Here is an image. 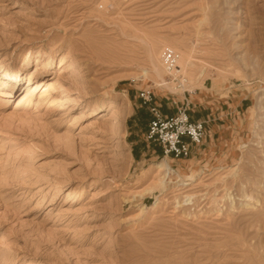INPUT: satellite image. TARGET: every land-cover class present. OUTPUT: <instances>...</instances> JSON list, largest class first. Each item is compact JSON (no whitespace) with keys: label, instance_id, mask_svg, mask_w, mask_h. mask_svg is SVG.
<instances>
[{"label":"rangeland","instance_id":"obj_1","mask_svg":"<svg viewBox=\"0 0 264 264\" xmlns=\"http://www.w3.org/2000/svg\"><path fill=\"white\" fill-rule=\"evenodd\" d=\"M146 89L168 116L241 102L177 161L144 140ZM0 242V264H264V0H0Z\"/></svg>","mask_w":264,"mask_h":264},{"label":"built area","instance_id":"obj_2","mask_svg":"<svg viewBox=\"0 0 264 264\" xmlns=\"http://www.w3.org/2000/svg\"><path fill=\"white\" fill-rule=\"evenodd\" d=\"M161 62L167 76L176 81V87L183 89L186 80L182 76H173L177 66V53L174 49L166 47L161 54ZM185 92V91H183ZM138 100L150 116L144 140L154 143L161 148L163 157H171L177 161L188 159L193 149L201 147L206 123L193 121L188 114V101L186 107L177 108L173 115H165L154 100L151 89L141 90ZM175 104V103H174Z\"/></svg>","mask_w":264,"mask_h":264},{"label":"crops","instance_id":"obj_3","mask_svg":"<svg viewBox=\"0 0 264 264\" xmlns=\"http://www.w3.org/2000/svg\"><path fill=\"white\" fill-rule=\"evenodd\" d=\"M208 99V100H207ZM202 102L199 101H189V103L193 104L192 107L190 108L189 105L187 106V109L192 112L190 118L193 121H203L206 123L205 125V133H204V138H203V142L201 147L205 144V142H207V140L210 141H215V139L213 138L214 135L216 134V116L218 118H221L223 116H225L227 118V115L229 114L226 106H230L229 103H237L236 107L238 106V104L241 101H237L236 99H220V97H214L212 96H208V97H202ZM166 103L163 102V105L161 106L162 110L165 111V106ZM225 107L224 111H222L221 113L219 112V108L220 107ZM223 109V108H222ZM232 112V111H231ZM212 144V143H211ZM201 147H199L198 149H193L192 150V154H199L198 152L200 151ZM211 148H213L212 146L208 147V150L210 151Z\"/></svg>","mask_w":264,"mask_h":264},{"label":"bare ground","instance_id":"obj_4","mask_svg":"<svg viewBox=\"0 0 264 264\" xmlns=\"http://www.w3.org/2000/svg\"><path fill=\"white\" fill-rule=\"evenodd\" d=\"M147 73H148V72H144V73H143V76H147ZM180 73H181V71H180L179 69L176 68V70H175L174 73H173V76H174L175 74H180ZM2 77L5 78V79H8V80L4 83V88H7V89H8V88L10 87L8 81H9V82H10V81L12 82V81H14V80H17L19 76H18L16 73L13 74V75H9V74L3 72V73H2ZM156 77L159 78V80L156 79ZM155 79L157 80L156 83H157L158 86L163 85V84H161V82H162L163 80H162V76H161L160 73H157V75L155 76ZM159 81H161V82H159ZM2 93H4V92H2ZM118 115H119V112L116 110V108H114V109H113V117H116V116H118ZM157 168H158L159 172H161V173L163 174V177L160 179V183L163 184V182L165 181L167 175L170 174L171 169H170V167H169L165 162L160 163V164L157 166ZM7 238H8V236L6 235V240H7ZM2 239L4 240V238H2ZM6 240H5L4 242H6ZM9 240H10V239H9ZM9 240H8V242H9ZM0 243H3V242H0Z\"/></svg>","mask_w":264,"mask_h":264}]
</instances>
